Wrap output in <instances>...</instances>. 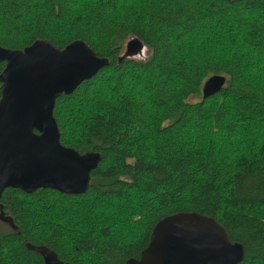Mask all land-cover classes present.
Instances as JSON below:
<instances>
[{"label":"trees","instance_id":"trees-1","mask_svg":"<svg viewBox=\"0 0 264 264\" xmlns=\"http://www.w3.org/2000/svg\"><path fill=\"white\" fill-rule=\"evenodd\" d=\"M129 38L145 59L118 61ZM36 39L108 58L53 108L60 143L101 157L81 194L4 189L15 229L0 220V264H43L26 243L125 264L178 211L214 217L243 245L238 264H264V0H0V46ZM212 75L225 83L203 98Z\"/></svg>","mask_w":264,"mask_h":264},{"label":"water","instance_id":"water-1","mask_svg":"<svg viewBox=\"0 0 264 264\" xmlns=\"http://www.w3.org/2000/svg\"><path fill=\"white\" fill-rule=\"evenodd\" d=\"M143 50L138 38H129L118 61ZM0 61L5 62L0 72V197L8 187L26 193L38 188L84 193L101 156L62 145L53 108L59 95L70 94L95 76L108 65V58L97 56L80 39L61 49L47 39H36L23 49L0 46ZM224 83L222 75L208 77L202 85L203 98ZM0 220L15 229L3 210ZM25 246L39 253L43 264H72L46 246ZM243 257V245L232 242L214 217L178 211L159 219L139 257L125 264H238Z\"/></svg>","mask_w":264,"mask_h":264},{"label":"rangeland","instance_id":"rangeland-1","mask_svg":"<svg viewBox=\"0 0 264 264\" xmlns=\"http://www.w3.org/2000/svg\"><path fill=\"white\" fill-rule=\"evenodd\" d=\"M148 53H149V50H148ZM146 54H147V50H144V51L141 53V55H139V56L136 55V57H142V56H145ZM144 59H145V58H144ZM1 227L4 228V229H6V228L3 227L2 225H1Z\"/></svg>","mask_w":264,"mask_h":264},{"label":"bare ground","instance_id":"bare-ground-1","mask_svg":"<svg viewBox=\"0 0 264 264\" xmlns=\"http://www.w3.org/2000/svg\"><path fill=\"white\" fill-rule=\"evenodd\" d=\"M143 51H144V50H143ZM143 51H142V52H143ZM140 55H141V54H140ZM137 56H139V55H137ZM144 57H145V56H142V57H138V58H141V59H143Z\"/></svg>","mask_w":264,"mask_h":264}]
</instances>
